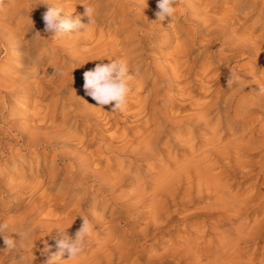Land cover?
<instances>
[{
  "label": "bare ground",
  "instance_id": "bare-ground-1",
  "mask_svg": "<svg viewBox=\"0 0 264 264\" xmlns=\"http://www.w3.org/2000/svg\"><path fill=\"white\" fill-rule=\"evenodd\" d=\"M41 1L0 0V12L6 9V3L12 7L8 14L0 18V58L4 54H9V50L16 49L19 54L15 59L20 63L17 67L20 76L17 79L6 76V72L2 70L3 65L0 64V199L9 197L17 199L18 196H23L22 200H14L16 205H20L16 207L24 206L23 210L17 218L9 222L16 225L12 227L10 224L12 231L25 230L32 226L34 239L26 253L27 264H44L47 259L46 255H42L44 248L48 246L50 251H53L52 246L57 247L56 229L68 228L67 234L73 233L74 238L82 226L83 216H87L94 226L87 239L85 253L77 261L67 260L68 255L65 253L60 264H257L258 252H262L264 256V244L261 235L253 230L264 225V217L259 219L261 215H258L251 225L250 222L242 220V216L251 209L261 190L252 193L249 189H235V185L240 179L248 176L252 178L257 174L248 170L245 159V151L250 148L252 141H246L243 135L238 136V130L250 127L254 134L264 132L262 122L264 120L253 115L257 103L260 100L264 101V92H260L264 86L258 82L256 74L246 73L240 76V72L264 70V35L255 36L253 33L243 31L245 29L242 30L241 26H234L241 18L245 19L246 16L257 12L258 20L264 26V6L259 5V0H239L234 7L222 9L220 4L223 2L220 0H178V3L187 5L180 11L179 19L185 22L190 19L191 22L182 29L169 25L156 29L157 34L164 38L170 40L172 35H176L175 37L179 39L178 45L171 54L168 53L163 63L157 67L152 66L154 68L152 74L159 78L161 84L158 83L163 85L162 89L145 92L142 89L143 84L135 78L131 83V87H136L132 92L133 97L131 96L133 101L127 104L124 111L111 110L107 113L103 112L101 107L88 108L91 103L82 101L86 94L83 87L85 72H78L77 68L87 67L96 62L107 50L112 49L119 53L123 52L121 56L125 57L130 68L134 70L137 67L136 62L134 56H129L131 51H127L129 49L126 50V46H129V41L136 36L143 42V39L154 33L140 20L145 14L148 17L151 14L155 15L158 11V0H141L137 8L132 9L126 17L124 31L131 39L127 40L129 45L127 42V44L124 42L126 45L118 43L117 38L106 39V36H103L105 34L96 38L88 31L72 41L74 45L70 47L77 48L75 53L69 52L63 45L58 46L60 47L58 49L55 47L54 52H57L58 58L51 62L49 69H44L43 66L47 60L45 53H48L45 46L47 43L51 45L47 42L50 34L44 31L45 24L42 20L49 5H42ZM104 1H113L115 9L113 8L112 12L115 14L121 13L122 3H129L128 0ZM189 6L193 8L192 11ZM107 7L109 6L95 7L97 20L105 17L104 11ZM73 9L74 13H78L76 15L84 12V7ZM187 9L190 11L187 12ZM218 9L221 11L220 14H217ZM245 11L248 12L244 14ZM70 14L73 17L72 13ZM31 15L37 16L35 21L43 23L42 29L38 31L42 36L39 40L33 37L25 40L23 31L26 28L21 22L14 26L17 17L23 20ZM186 16L189 18H185ZM84 22H87L86 18ZM182 37L185 38L180 41ZM195 46L200 48L199 53H205L210 48L213 58L222 59L223 64L230 62L234 64L229 67L226 65L228 69L219 72V67L212 68L215 61L211 60L213 63H210L206 71L195 75L198 83L196 86L188 77L193 72L191 70L194 63L185 61ZM39 48L44 51L42 50L36 57V50ZM139 48L141 46L135 49ZM65 58L69 59L68 66L60 67L59 61ZM157 63L159 62L155 64ZM57 70H63L65 75L61 77L54 75ZM230 71L239 74L240 79L233 85L238 88L224 100L226 95L224 91L229 88L227 78ZM74 82L79 83L77 89L80 93L70 99L71 111L79 120L77 126L84 129L82 138L66 130L67 122L59 124L56 122L58 114L56 107L64 106L60 97L56 100L55 106L43 104V98L48 97L54 88L63 91ZM196 88L200 90V93L198 92L200 98L192 102ZM165 91L176 92L177 99L182 102L191 101L188 104L191 109L183 116L173 115L174 117H171L173 119H170L168 117L170 115L159 111L162 100L160 98L163 96L161 92ZM17 97L24 99L25 112L30 109L28 111L31 113L28 116L32 119L33 125H24L20 128L11 122L10 119L13 117H10L16 111L13 105L15 106ZM119 115H123L122 120L117 118ZM123 120L127 122L130 120L133 124L138 122L141 129L132 140L125 136L121 137L119 142L121 145H117L114 151L109 150L111 153L108 159L113 164L102 168L103 160H94L93 156L85 154L86 151L84 153L82 149L85 146L84 138L88 133L92 135V132L96 139L104 132H111L114 135L113 126L120 121L123 123ZM233 122H237L238 125ZM103 149L106 151L107 147ZM53 151L55 157L52 159L50 177L52 181L54 180L53 183L56 185L60 175L67 172L57 194L54 196L47 194L48 191L42 181L24 183L18 190L16 187V191H11L13 186L5 175L11 170V165L16 166L14 159L18 158L19 154L27 153L29 158L42 155L47 162ZM104 151L100 150L99 156H102ZM259 163L262 167L258 173L261 176L259 182L264 185V155ZM111 168L117 169V172L111 174ZM18 172L20 171L15 169V173ZM40 175L42 172L36 174L37 177ZM25 178L22 176V180ZM25 188L29 190L21 195ZM74 191L81 194L74 210L68 213L57 212L56 207L48 212L45 210L47 204L55 206L62 202L69 205L75 198ZM120 201L124 203L110 211L109 208L113 204L116 207ZM105 202L107 208L104 212L99 211ZM84 204H87L85 208ZM262 209L264 210V205L256 207L255 210L260 212ZM44 210L47 217L35 222V216ZM108 212L111 217L115 215L120 217L107 220ZM180 215L182 218L192 220L199 217L202 220L187 225L177 236V240L170 241L158 251L155 246L148 254L150 250L146 247L153 244L152 241L163 234L170 223L177 226L179 221L175 218ZM129 216L134 222H129ZM142 218L145 224L140 230H131L122 225L138 223ZM0 244H4L2 237ZM156 245L160 246V242ZM252 246H255L254 249ZM10 257L14 260L11 264H16L18 257L16 252L0 249V264L8 261Z\"/></svg>",
  "mask_w": 264,
  "mask_h": 264
},
{
  "label": "rangeland",
  "instance_id": "rangeland-1",
  "mask_svg": "<svg viewBox=\"0 0 264 264\" xmlns=\"http://www.w3.org/2000/svg\"><path fill=\"white\" fill-rule=\"evenodd\" d=\"M128 1H129V3H126V2L122 3V7L121 8H122V11L123 12L121 11L120 14H115V13L112 12V10L115 9V4L112 3L113 1H106L105 2L104 0H82V1H76V0H44L43 1L42 0L41 2H43L42 5H48L47 3H49V2L50 3H57V4L61 5L65 9L66 12L68 11L69 14L72 13L73 17L76 16V14H78L77 12L74 13L75 10L73 8H75V9L76 8L82 9V7H83L84 4L85 5L86 4H90V5L95 6V7L96 6L97 7L98 6L101 7L102 5L103 6L104 5H108L109 7H107V9L104 11L105 17H102V18L98 19L97 22L90 27V30L89 31L96 38H99L100 36H102L103 34H105L103 36H106V39H110L111 40V39H114V38L116 39L117 38L118 43L122 44L124 42L125 43L126 42L128 43V41L131 40V39L128 38V34L125 33V31H124V29L126 27L125 26L126 24H124V23H126L125 22L126 21V17L130 14V11L132 9H136L137 8V5L139 4V2L141 0H139V1L138 0H128ZM186 1H188V0H186ZM220 1H221V3L223 2L222 4H220L221 5L220 7L222 9H224L223 7H230V8L234 7L235 4H236V2L239 1V0H230V2H228V3H226L224 0H220ZM259 2H260L259 5L263 7L264 6V0H259ZM177 5L180 7L179 8L177 6L178 7V10L177 11H179L177 13L178 15H175L176 18L174 17V19H172L171 21H169V20H165L163 22L156 21L157 17L154 14H151L150 17H148L146 14L144 16H142L141 20L139 19L140 22L141 23H144L145 22L147 28L148 29L150 28L151 30H153L152 32H154V33L151 34V35H149L146 39H143V42L141 40H139L138 37L136 36V37H134V39L131 40L132 42L129 41L130 42V45L128 43L129 46H126V50L129 49L127 51H131V53L129 54V56L130 57H133L134 56L133 58L135 59L136 66H137V67L134 68V70H137V69L140 70L139 71L140 72L139 73V76L136 78V81H138L140 84H143L142 89L145 92H152V90H156V89L160 90V89H162L163 85L162 86L160 85L161 83L158 80L159 78L157 79L155 77V75L152 74V71L154 69L152 66L157 67V66H159V64H162L163 63L162 61H164L165 57H168V53L171 54L174 51L176 45H178L177 43L179 42V39H177L175 37L176 35L175 36L172 35L171 36L172 38L170 37L172 40L171 39L169 40V39H167V37L164 38V36H161V35L157 34L156 29L159 28L160 26L161 27L162 26L163 27H166V26L169 27L168 26L169 24L171 26H173V27L174 26H178L180 29H182V28H186L188 26L189 22H191L190 19H188V21H186V22L183 21V20L181 21L179 19V18H181L180 11H182V9L185 8L186 3H185V5L184 4H181V3H178ZM6 6H7L6 9H4V10H2L0 12V18H3L5 16V14H8L11 11L12 7L9 6L8 3H6ZM188 8L191 9V11L193 10V8L192 7L190 8V6ZM189 11L190 10H188L187 12H189ZM218 11L219 12H217V14L218 13L220 14L221 13L220 9H218ZM247 12L248 11H245L244 14H246ZM256 14L246 16L247 18L245 17V19L244 18H241L240 21L237 22L234 27L241 26L242 30L245 29L243 31H247V32L253 33L255 36H262V35H264V26H262L261 25V21L258 20L259 13L257 12ZM61 15L64 16L65 13L62 12ZM36 17L37 16H35V15H31L30 17L28 16V17L24 18L23 20H20V17H17L16 22H14V26H16L17 22H21V24L26 28L25 31H23V33L26 34V36H25V34L23 36V38L25 40H27L29 38L31 39L33 37V35L36 33V31L38 32L39 30L42 29L43 23H39V21L38 22L35 21L36 20ZM185 18H189V17L186 16ZM147 20H149V21H147ZM256 20L258 22H260V23H258ZM180 21H181V23H180ZM149 23H150V25H149ZM150 26H152V27H150ZM50 35H48L47 42H50L51 45L49 46V44L47 43V45L45 46L46 47L45 49L48 50V53H45V56H46L47 60L44 63V66H43L44 69H49V66H50L51 62H53L54 60L55 61L57 60V58H58V56L56 55L57 52L56 53L54 52L55 47L58 49V48L61 47V45H63L64 46V47L62 46L63 48L67 49L69 52H72V53L74 52L75 53L76 50H77V48H74V49L72 48L71 49V47H73L71 45H74V43L72 41L74 39H77L79 37V35H81V34L65 35V36H63L61 38H58V39H52ZM174 38H176V39H174ZM184 38L185 37H182L180 39V41L181 40H184ZM125 43H124V45L127 44V43L126 44ZM171 44H172V47H171ZM58 46H60V47H58ZM140 46H141V48L135 49V48L140 47ZM42 50L43 49H41V48H39V50L37 49L35 56L36 57L39 56L42 53ZM211 50L212 49L209 48L208 50L205 51V53H199L200 52V48H198L197 46H195L194 49H193V51H192V54H190V56H187V58H185V61H187V63H190V62H193L194 63L193 69L191 70V72L192 71L193 72L188 77H189V80L191 81V83L192 84H196V86H198V83H197V80H196L197 74L199 75V74H201L202 71H206L210 67V63H213L215 61L213 63V65H212V68H215V66L217 68L219 67V72L220 71L221 72L225 71L223 69H228L226 67H229L230 65L234 64V62H230V63H226V64L224 63L223 64V60L222 59L215 58V57L213 58L212 57L213 55L211 53ZM113 52H115V53H113ZM149 52H151V53H149ZM121 53L123 54V52H121ZM121 53L116 52L115 50H112V49L107 50L105 53H103V55H101V56L98 57V59L96 60V62L95 61L92 62L91 64H89L85 68H84V66H80V67L77 68V70H78V72H83L84 73V72L90 70V68L93 69L96 66V64H98V63L107 64V63L110 62V59H116V58H121V57L122 58H125L124 56H121L122 55ZM159 53H161V54H159ZM18 54H19V52L16 49H11V50H9V54H4L2 56V58H0V64L3 65V69L2 70L4 72H6V76H8L9 78L17 79L20 76L19 75V71L17 70V67L20 66L19 65L20 63H19V61L17 59H15V58H17V55ZM139 54H143V55H139ZM116 55H119V56H116ZM211 60L213 62H211ZM239 60H242V59H239ZM67 62H69V59L68 58H65L64 60L62 59L61 61H59V66L60 67L68 66V63ZM154 62L155 63L156 62H159V63L155 64ZM152 63H154V64H152ZM148 64H150V65H148ZM10 67H11V69H10ZM87 68H89V69H87ZM8 69H10V70H8ZM198 70H199L200 73L198 72ZM194 71L197 72V73H195ZM246 73H248V74L249 73L256 74L258 76V82H260V84H263V86H264V70L263 71H260V70H256V71H246L245 73H243V71H241L240 72V74H241L240 76H243ZM237 75L239 76V74H237ZM59 77H61V76H59ZM192 77H195V78H192ZM192 80L193 81L195 80V82H193ZM78 84L79 83H77V82L71 83V84H69L66 87L67 89H65L63 91H60V90H57V89L54 88L53 91L49 92L50 95L48 97L43 98V104L55 106L56 105V100L60 97L62 99V102H64L63 103L64 106L61 105L60 107H56L57 113H58L57 114V121L56 122L58 124L61 123V122H67V125H66L67 129L66 130L67 131H70L73 135H75V136L78 135L80 138H82V136H84V133L85 132H84L83 127L80 128V126H77V124L79 125V120L77 119V117L71 111L72 110V106H71V103L72 102L70 100V99H73V96L75 94L80 93L78 91V89H77V88H79L78 87ZM135 88L132 87V92L136 90ZM237 88H238L237 86H232L231 88H227L224 91L226 93V95H224V100L227 99ZM57 92H59V93H57ZM132 92L129 95V99L130 100L128 99V104L133 101V98H132L133 97V94H132ZM198 92L200 93V90H199V88H196V90L194 91V94H193V95H195V94L196 95L192 98V100H191L192 102H194L195 100H197V99L200 98V95L198 94ZM161 93H163L162 94L163 96L160 98L162 100L160 102V106H159L160 109H159V111H161V112L163 111L162 113H165L166 115H170V116H168L170 119H173L171 117H174V116H176V117H179L181 115L183 116V114L185 115L187 113V111L191 109L190 108V105H188L189 102H191V101L182 102L181 100L177 99L178 97H177L176 92H173V91L166 92L165 91V92H161ZM164 93H166V94H164ZM166 95H167V97H166ZM82 101H86L89 104L91 103L89 105L90 107H88V108H92V107L98 108L99 107V105H97L96 101H94L87 94L84 95ZM183 103H185V104H183ZM25 107H26V103L24 102V99H22L20 97H17L16 98V101H15V106L13 105V108L17 112L14 110L15 113L13 115H11V117H10V118L13 117L14 119L12 118L10 120H11L12 123H14L16 126H18L20 128H22L24 125L25 126H31V124L32 125L34 124L32 122V119L28 116L31 113V111H28L30 109H28L27 112H25L24 111ZM18 108H19V110H18ZM103 108H101V110L103 112H107V113L108 112H111V110H112L111 105H105V106H103ZM255 108H256V112H254L253 115L255 117L262 118L264 120V101H261L260 100L259 103H257V106ZM151 112H154V111H151ZM214 113H216V111H214ZM69 118H70V120H69ZM117 118H119V119L121 118V120H122L123 119V115H119ZM76 121H77V123H76ZM262 122L264 123V121H262ZM134 123L135 124H133V122L130 121V120H128V122L125 121V120H123V123L120 121L119 123H117L116 125L113 126V131L115 133L114 135H112L111 132H108V133L107 132H104V134H102V135L99 136L100 137V138H98L99 140L96 139V137L94 136L95 134L93 132H92V135H91V133H88V135H86V137L84 138L85 139V144H84L85 146L82 148L83 151H84V153L86 151L85 154L90 155V156H93L94 160H100V161L103 160L104 162L102 161V168H106L108 166H111L113 164V162H110L108 158H109V153H111L112 149L114 151L119 145H121V143L119 144V142L121 141L122 138L127 137L128 140H130V139L132 140V138H135V136L138 135V132L140 131L139 129H141V126L139 127V124L140 123H138V122H134ZM233 123L234 124L235 123L237 124V122H233ZM77 128H79V129H77ZM116 132H117V134H116ZM107 134L108 135L110 134V135L108 136ZM240 135L245 136V140L246 141H252V145L250 146V148L247 149V151H245V153H246L245 159L247 160L248 170L249 171L257 172V174L255 175V177H252V178H249L250 176H248L247 178L244 177L243 179H240V181L235 185V189H242V190L249 189V190H252V193L256 192L257 190H261V192L257 195V197L255 198V200L253 201V204H252L251 209H249L247 212H244V214L242 216V220L246 221V223H249L250 222V224L253 225V223H254V220L253 219L255 217H257L258 215H261V216H259V219H262L264 217V210L263 209L260 212H257L255 210L256 207H258L260 205H264V203H263L264 202V185H262L261 182H259V178L261 176L258 175V173L262 170V167H261L259 161H260L261 157L264 155V152H263L264 151V148H263L264 147V132L257 135L256 133L254 134L250 130V127H248V128H245V129H239L238 130V136H240ZM254 136H255V138H253ZM0 138H1V136H0ZM114 138H116V139H114ZM86 142H87V144H86ZM107 143H108L109 146L107 145ZM104 147L105 148L107 147V150L106 151H104V149H103ZM110 149H111V151H109ZM100 150H103L104 151V154L102 156H99V153H100L99 151ZM107 151H109V152L107 153ZM181 153H183V152L181 151ZM104 155H105V157H104ZM17 157L18 158H15L14 159V162L16 163V166L11 165L12 166V168H10L11 170H8L6 172V175H5V178H7L8 182L11 181V184L13 186L12 187L13 190H11V191L14 192V191H16V189L18 190L20 188V186L23 185L24 183L27 184L28 182H30V183H36V182H39V181L41 182L42 181L44 187L48 191L47 194H49L50 196H54V194H57V192L59 190V187H60V183L65 178L67 172L65 171L64 173H62L60 175V180L58 181V183L56 185L53 183L54 180L52 181V179L50 177H51V169H52V159L55 157V151H53V152L50 153V158H49V160L47 162H45L46 160H45L44 156H42V155H39L38 157L37 156H34L32 158H29L27 156V153H24V154H21V155L19 154ZM101 157H103V159ZM13 168H14V170H13ZM92 168H94V166ZM15 169L17 171H20V172L17 173V174H19V176L15 173ZM33 172H34V175H33ZM38 172H42V175H40V176L37 177L36 174ZM115 172H117V169H115V168H111L110 169V173L111 174H114ZM16 175H17L18 178L16 177ZM47 175H50V176L48 177ZM22 176H25L26 178L28 177L27 180H25L26 178L22 180ZM14 178H16V180ZM33 179H35V180H33ZM12 180L16 184H14L12 182ZM46 180H47V182H46ZM234 182H236V181L234 180ZM262 182H263V180H262ZM50 184H52V185H50ZM28 190L26 188L23 189L21 191L22 192L21 195H24L25 192H27ZM74 192H75V196H74L75 198H73V201L69 205L62 204V202H59V204L58 205L56 204L55 206L54 205L52 206V204H47L46 205V208L47 209H45V210L48 212L49 210L54 209L55 207L57 209V212H62V213H68V212L74 210L76 208V206H77L78 200L81 197V194H78V191H74ZM9 198H5L6 200L5 199H0V207H1L0 208V222H2V221L3 222L4 221H6V222L8 221L9 222V220L11 221L12 219L17 218L20 215V213L23 210V208H24L23 205L21 207H16V206H20V205H16L14 203L17 200H22L23 199V196L22 197L21 196H18V198L16 197L17 199H13L14 197H11V199H9ZM2 200H4V201H2ZM74 200H75V203H74ZM91 203L92 202H90V204ZM123 203L124 202L120 201L117 205L115 204L116 207L113 204L109 208L110 211L112 209L119 208ZM86 205L87 204H84L83 207L85 208ZM106 208H107V203L105 202V203L102 204V206L99 209V211L104 212ZM45 210H44L43 213H39V214H37L35 216V218H36L35 219L36 220L35 222H40V220L42 221L43 218L45 219L47 217V212ZM44 214H46V215H44ZM2 216H4V217H2ZM117 217H120V215H115V216L111 217L110 212H108L107 220H111V219L117 218ZM130 218H132V217L129 216V222H134V221H131ZM175 219H176V221H179L178 224H177V226L174 223H170L169 224V227L167 229H165V232L163 234H160L157 239L153 240L152 241L153 244H150V245H148L146 247L147 250H150V251H148V254L151 253V250L154 249L155 246L158 248V249H156L158 251L159 248L164 247L170 241L177 240V236L179 234H181L185 230V228L187 227V225H189V224H191L193 222H196V221L198 222V221L202 220V218H199V217L193 218L192 220L191 219H187V218H182V215L177 216ZM211 219H212V217H210V221H211ZM141 220L138 223L137 222L134 223L135 225L134 224H128V225L126 224L125 225V223H123L122 225H123V227H129L131 230H140V229L143 228V226L145 224L144 223L145 220L143 218ZM9 224H12V227L15 225V224H13L11 222H9ZM263 226L262 227H259L256 230L254 229L253 232L257 231L261 235L260 236L261 237V241L264 244V227ZM27 228L28 229H25V230L12 231V234L13 235H15L16 233L17 234H23L27 230L32 229V226H29ZM175 228H176V230H175ZM72 234L73 233H71V232L68 233V235L70 237L73 236ZM210 235H212V234H210ZM53 241H54V239H53ZM158 242H160V246H157L156 245V243H158ZM254 247L255 246H252L253 249H254ZM1 248H4V244H0V249ZM52 250L53 251H51V252L54 253V251H56V250L58 251V248L52 246ZM256 256L258 257V258H256L257 259V264H264V256L262 255V252H258V254ZM135 257L136 256H134V258ZM8 259H7L8 261L4 262L3 264H11L14 261L12 257H10ZM144 264H146V263H144Z\"/></svg>",
  "mask_w": 264,
  "mask_h": 264
},
{
  "label": "clouds",
  "instance_id": "clouds-1",
  "mask_svg": "<svg viewBox=\"0 0 264 264\" xmlns=\"http://www.w3.org/2000/svg\"><path fill=\"white\" fill-rule=\"evenodd\" d=\"M178 0H158V11L155 13L156 21H171L177 13ZM48 9L43 14L45 24L44 31L51 34L52 39H58L65 35L85 34L90 27L97 22V10L90 4L83 5L84 12L81 15L72 17L64 8L57 3H48ZM64 12L65 15L61 16ZM87 20L85 23L84 20ZM169 26H171L169 24ZM35 40L42 38L39 32L33 35ZM54 75L63 76V70H57ZM139 76V70H132L129 62L125 58L110 59L107 64L98 63L93 69L84 73V90L85 93L96 101L99 107L105 105L112 106V112L124 111L128 104L129 95L132 92L131 83ZM239 76L234 71H230L227 78V87L231 88L239 82ZM264 92V88L260 89ZM81 228L76 232L75 237L67 234V229L58 227L56 246L58 251L52 253L46 246L42 255L47 259L44 264H60L61 257L67 253L70 261L79 260L85 253L87 239L93 232V223L87 217H82ZM0 237L3 238L5 247L3 250L16 252L18 254L16 264H27L26 255L29 250V244L34 239V233L31 229L23 234H12L11 225L4 221L0 222ZM18 237V238H17Z\"/></svg>",
  "mask_w": 264,
  "mask_h": 264
}]
</instances>
